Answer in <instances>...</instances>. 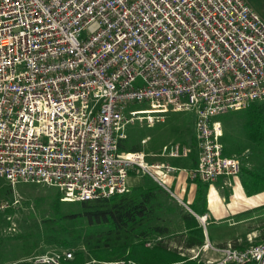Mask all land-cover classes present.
<instances>
[{
	"label": "built area",
	"instance_id": "obj_1",
	"mask_svg": "<svg viewBox=\"0 0 264 264\" xmlns=\"http://www.w3.org/2000/svg\"><path fill=\"white\" fill-rule=\"evenodd\" d=\"M260 103L264 21L245 0H0V180L12 187L46 185L63 202H85L128 193L134 173L189 207L172 189L181 169L119 151L126 129L194 112L199 161L191 179L214 184L241 171L240 160L225 155L218 118ZM190 153L171 144L159 156ZM197 218L207 226V215ZM256 236L245 246L207 240L187 250L189 259L264 264V238L255 243ZM156 244L149 238L145 246ZM74 260L63 249L5 264Z\"/></svg>",
	"mask_w": 264,
	"mask_h": 264
},
{
	"label": "rangeland",
	"instance_id": "obj_2",
	"mask_svg": "<svg viewBox=\"0 0 264 264\" xmlns=\"http://www.w3.org/2000/svg\"><path fill=\"white\" fill-rule=\"evenodd\" d=\"M147 108H149L148 103L129 104V109L132 110H144ZM218 120L221 121L223 126L222 143L225 148V155L236 157L240 160L241 165L244 164L243 160L244 158L247 159L246 155L251 149V144L243 128L245 112L226 114L219 117ZM194 131V114L192 112H171L166 115L164 123H157L151 127L147 126L145 122L139 121L131 124L126 129L128 135L127 143L129 146L140 145L143 149L142 151L150 155L148 159L151 163L157 159L154 158V155H157L167 145L178 144L192 147L195 143ZM146 138H149V141L143 144V140ZM193 156H196V151L194 150ZM178 162L181 165L180 161ZM256 162L257 158H251L248 165L252 166ZM137 177H131L129 185L136 184V187H139L151 183L148 176ZM220 185L217 183V186ZM136 187H130V191ZM234 189L235 185L233 183L226 190L220 188V194L230 203L231 193ZM227 191L230 192L229 196ZM240 191L241 188L238 186L235 195L236 201H246L244 196H240ZM208 194V205L215 209L219 195L214 188ZM57 195L58 190L56 188L46 185L19 184L12 187L7 181L0 180V203H14L11 208L0 210V264L65 249L56 244L58 240H72V238L62 232L63 228H67L70 231H81L83 234L89 232L87 228H82L81 224L72 220H62L57 215L55 211ZM160 196L161 208L157 211L159 220L155 224L169 227L170 234L162 236L161 242L168 248L174 249L175 242L181 239V217L183 214H191L190 211L192 209L190 208L191 210L189 211L185 205L171 198L165 191ZM262 197L264 196H256L250 201L257 204ZM59 210L61 213L74 212L78 210V204L62 203ZM234 219L233 222L229 218L220 221L214 218L209 219V222H213L207 226L210 240L215 243L233 236V244L236 242L237 245L245 246L249 244V235H257L253 239L255 243L264 237V208L240 214ZM234 221L236 225L231 226L235 223ZM198 222L201 225V222ZM158 237L160 236L153 234L150 239L157 241L158 244L160 243ZM238 239L240 240L238 241ZM82 242V239H75L73 240V247L67 249L74 252L84 250Z\"/></svg>",
	"mask_w": 264,
	"mask_h": 264
},
{
	"label": "trees",
	"instance_id": "obj_3",
	"mask_svg": "<svg viewBox=\"0 0 264 264\" xmlns=\"http://www.w3.org/2000/svg\"><path fill=\"white\" fill-rule=\"evenodd\" d=\"M244 112L243 128L251 149L246 155L247 159L243 160L245 163L241 165L239 178L245 194L251 198L264 192V103L254 104ZM142 150L140 145L129 146L127 139L119 143L120 152ZM251 158H257V162L249 166ZM149 179L151 183L133 188L122 195L75 202L78 204V210L70 213L60 212V205L68 202L61 201L62 195L58 191L55 199L57 215L62 220L75 221L89 231L83 234L81 231L63 228L62 232L72 240L56 241L58 246L67 249L73 247V240H83L84 250L75 251V260L72 264H84L90 260L101 262L132 260L139 264H196L169 250L162 242L156 244L153 249L145 246L153 234L163 237L170 234L168 226L155 224L159 220L157 211L161 208L160 195L164 190ZM195 184L196 197L190 208L198 215H205L209 212L207 206L209 184L200 179L195 180ZM260 208L264 206L255 210ZM181 220V239L177 242L183 243L188 249L202 246L205 235L196 217L187 213L182 215Z\"/></svg>",
	"mask_w": 264,
	"mask_h": 264
},
{
	"label": "crops",
	"instance_id": "obj_4",
	"mask_svg": "<svg viewBox=\"0 0 264 264\" xmlns=\"http://www.w3.org/2000/svg\"><path fill=\"white\" fill-rule=\"evenodd\" d=\"M245 1L248 3V5H250V7L254 11H256L260 15V17L264 21V0H245ZM235 113H237V112H235ZM192 114H194V127H195L196 115H195L194 112H192ZM194 139H195L194 140L195 143L193 144L192 147L191 146H187V145L186 146H182L181 145L182 147H189L191 149V153H190V155L188 157H181V158L162 157V156H159L161 154V151H162L161 150L157 155H154V158H157V159L151 162V163H153V162H167V163H170L171 165H173L174 167H177V168L181 169V172L178 173L177 176H175V178H174V180L172 182V189L174 191H176L181 197H183L184 200L189 204V207H186L189 211L191 210L190 206L193 204V202L195 200L196 191H197V185L195 184V181L193 179H191V175H190V172L192 170H194L198 166V161H199V150L197 148L195 131H194ZM193 150L196 151V156H193ZM141 152H143V151H141ZM146 155H148L147 160L149 161L148 158H149L150 155L149 154H146ZM152 157H153V155H152ZM178 161H180L181 165L179 164ZM137 176H136V174L132 173L130 175V178L131 177H137ZM140 177H143V176H140ZM217 183L221 184V185L217 186ZM229 183L230 184L234 183V185H235V189L231 193L232 196H231V202L230 203L226 202V199L223 198L221 196V194H220L221 193L220 192V188L223 189V190H226L227 187L229 186ZM129 186L130 187H136L137 185L134 184V185H129ZM238 186H240V188H241L240 196H242V197L244 196L246 198V201L245 200L241 201V202H237L236 201L235 195H236V189L238 188ZM212 188H214L217 191V193L219 195V198H218V201H217L216 208L212 209L208 205V195L209 194H207V206H208V210H209V212L205 214V215L208 216L207 226L210 223H213V222H209V219L214 218L215 220L220 221L222 219L229 218L230 221L233 222V220H235L234 218L238 217V215H240V214H242L244 212H248V211L250 212V211H252V210H254L256 208L264 206V197H262L261 201L258 202L257 204L256 203H252V201H250V200H253L256 197V195L254 197L252 196L251 198H249L245 194L244 188H243V186L241 184V181H240L239 177L237 179H233V178H230V177L229 178L222 177V178L218 179L214 184H209L208 193L211 191ZM229 193L230 192L227 191L228 196H229ZM260 195L264 196V192L258 194L257 196H260ZM171 198H173V197H171ZM173 199L176 200L175 198H173ZM190 213L194 217H196L197 220H198L197 216H204V215H198L194 211L192 212V210L190 211ZM235 225H236V222L233 223L231 226H235ZM200 226L202 227V229L204 231L205 241L209 240L211 243H213L210 240L209 236H208L207 226L204 227L202 224ZM235 235H236V233H235ZM160 237H162V236H160ZM232 237H230V238H228L226 240L217 241V242H215L213 244L214 245L223 246V245H226L227 243H230V242L232 243ZM239 240L240 239H238V241ZM234 243L236 244V242H234ZM147 248H149V247H147ZM153 248H149V249H153ZM168 249L171 250V251L177 252L182 257H186L187 261L195 262L196 264H202L203 263V262L199 263L198 260H190L189 259V253L187 251L188 248H185L183 243L179 244L178 242H175L174 249H172L170 247ZM207 256L208 257H212V258H218L220 255L219 254H213V255L212 254L211 255L208 254Z\"/></svg>",
	"mask_w": 264,
	"mask_h": 264
}]
</instances>
